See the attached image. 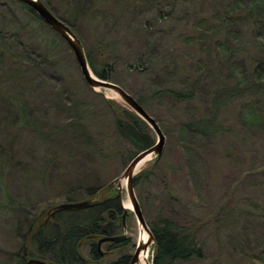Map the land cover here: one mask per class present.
Listing matches in <instances>:
<instances>
[{"label":"rangeland","instance_id":"rangeland-1","mask_svg":"<svg viewBox=\"0 0 264 264\" xmlns=\"http://www.w3.org/2000/svg\"><path fill=\"white\" fill-rule=\"evenodd\" d=\"M124 1L109 0L73 30L97 63L107 59L110 79L140 97L165 133L161 156L137 168L142 175L135 192L146 220L154 223L167 215L195 228L202 256L176 264H264V116L248 121L239 113L245 98L238 95L218 105L221 129L214 137L183 129L196 117L216 115L215 89L235 81L249 57L263 53L264 8L245 7L248 0H127L128 6ZM236 2L234 14L225 17L228 5ZM160 9L172 15L159 17ZM4 13L13 22L32 17L20 4L0 0V28ZM34 24L48 30L42 21L34 19ZM57 51L56 71L45 65L44 74L22 76L35 125L10 121L1 87L14 81L0 79V143L11 156H0V203L9 204L0 207V264L22 253L16 225L29 212L63 200L69 187L82 198L84 188L119 174L140 150L115 132L103 96L126 105L111 91L101 96L84 82L64 40L59 39ZM140 56L137 68L133 64ZM194 81L191 99L163 91L190 88ZM248 98L264 109V84ZM84 105L87 117L73 121ZM147 131L153 143L156 134ZM122 197L128 203L124 188ZM126 233L135 243L133 212ZM80 250L87 256V243ZM151 255L152 246L149 260ZM116 256L111 252L107 258Z\"/></svg>","mask_w":264,"mask_h":264},{"label":"trees","instance_id":"trees-1","mask_svg":"<svg viewBox=\"0 0 264 264\" xmlns=\"http://www.w3.org/2000/svg\"><path fill=\"white\" fill-rule=\"evenodd\" d=\"M8 1L20 4L33 18L30 17V19L21 23L18 21L13 22L12 17L7 14L8 12L2 15L0 28V68L3 76L0 79L6 80L8 76V78L12 77L11 79L14 81L12 85L5 89L1 87L3 92L2 99H5L3 106H5L10 121L13 124L35 125L32 111L26 101H24L22 84L24 79H22V76L27 73L33 75L44 74L46 70L45 65L48 66V69L56 71V64L58 63L57 45L59 39H63L48 25V30H44L34 24V19L39 22L42 20L26 4L15 0ZM44 3L46 4V2ZM47 3L51 5L48 6L46 4L53 13L69 24L72 29H76L80 21L87 19L89 16L91 17L96 9L104 5L106 6L109 0H47ZM115 4L121 5L122 2L116 1ZM123 4L128 6L129 2L125 0ZM237 4L239 2L228 5V10L224 13L225 17H230L234 14L231 12L234 10L233 6ZM249 4L253 8H264V0H248L245 7ZM158 14L159 17L165 18L171 16L172 11L160 9L158 10ZM85 51L89 65L97 75L108 79L113 77L112 68L107 67L109 65L107 59L102 58L97 63L93 59L91 51L86 48ZM142 56L138 57L137 62L133 64L137 68L140 65ZM131 64L129 66H132ZM248 64V67H245L241 71L242 74L235 81L228 83L229 85L227 86L215 89L213 102L215 104L216 115L208 118L196 117L185 122L183 129L189 130L195 136L205 135L214 137L221 129L220 123L217 120L219 113L218 105H226L232 97L238 95L245 98L242 101L243 104L239 109V113L244 112L247 120L252 123L261 120L264 116V109L258 103L256 105L248 97H252V92H255L257 87L264 84V51L262 54L250 56ZM250 76L253 80L249 78ZM194 88L195 81L190 88L169 86L165 87L163 91L177 97L179 100H185L193 98ZM95 92L103 96L101 93ZM103 98L111 109L114 130L119 136L127 139L139 149L152 144V138L147 131L150 127L135 112L124 105L118 104L113 99H107L104 96ZM135 98L145 108L142 99L140 97ZM72 106H77V104ZM85 109V105L81 106V110L79 108V111L76 109L78 113L73 121H83L82 119H85V116L87 117L88 115ZM138 122H142L147 130L141 128ZM135 152L130 156L132 157ZM5 154L6 148L0 143V156L3 158ZM6 155L11 157L9 154ZM141 175L140 171L135 174L134 187ZM110 179L103 183L98 182L88 185L84 188L86 194L82 198L94 194L97 189L105 185ZM63 200H76L72 188L69 187ZM50 203H47L43 208L34 213L29 212V216L27 214L18 222L16 234L22 242L20 247L22 248V253H13V256L5 264H11L12 258L15 259L13 264H27L26 257L42 258L51 264H128L129 249L134 245L129 236L124 240L116 242L109 241L108 247L111 250H118L120 254L118 253L114 259L106 263H101L102 255L99 253L100 249L97 244V239L100 236L113 235L121 230L120 214L122 210L115 187H107L103 199L98 203L82 208L55 209L46 217V207ZM8 205L0 203V207H7ZM19 210L24 209L20 207ZM148 224L156 241L153 246L152 264H176L179 261H188L202 256V245L196 238L195 228L184 225L167 215L158 217L154 223L148 222ZM84 243L88 245L87 256L80 250ZM24 246L26 256L23 254ZM118 247H120V251Z\"/></svg>","mask_w":264,"mask_h":264},{"label":"water","instance_id":"water-1","mask_svg":"<svg viewBox=\"0 0 264 264\" xmlns=\"http://www.w3.org/2000/svg\"><path fill=\"white\" fill-rule=\"evenodd\" d=\"M26 4L31 10H33L40 19L48 25L53 31L57 32L58 35L65 41L69 46L75 60L78 64L81 76L84 82L95 91L103 94V90H109L115 94L127 107H129L133 112H135L156 134V139L152 144L138 150L126 163L122 171L110 179L105 185L97 189V191L81 199L76 200H61L58 202H51L47 205L45 216L47 217L53 210L60 208H82L86 206L93 205L100 202L105 195V189L109 186H113L117 190V196L121 206V227L122 232L113 235H102L97 239V244L100 252L105 253L104 250L100 248L103 241L116 242L124 240L128 237L127 230V217L129 212H133L138 224V237L134 243V249L131 253L130 260L128 264H138L140 260V255L146 252L150 246L155 245L154 234L143 214L140 202L135 192L134 187V176L137 173V168L139 165L151 159H158L163 151L165 144V133L159 125L158 121L152 116L143 105L135 98L133 94L127 91L123 86L117 82L103 78L97 75L89 65L85 47L76 34V32L67 24L64 20L53 13L49 7L42 0H15ZM107 99H110L106 97ZM123 188L126 191L128 198V205L124 204L122 191ZM145 230L147 233V240L143 241L140 237L141 231ZM23 254L26 256L25 246L23 247ZM27 264H45L46 261L38 257H26ZM148 263L152 264V261L148 259Z\"/></svg>","mask_w":264,"mask_h":264},{"label":"flooded vegetation","instance_id":"flooded-vegetation-1","mask_svg":"<svg viewBox=\"0 0 264 264\" xmlns=\"http://www.w3.org/2000/svg\"><path fill=\"white\" fill-rule=\"evenodd\" d=\"M120 223H121V219H120ZM121 230H122V227H121ZM120 230V231H121ZM120 231H118V233L120 232ZM108 243H109V241H103L102 243H101V245H100V248L102 249V250H104L105 251V253H103V252H100L99 251V249H98V251H99V253L102 255V257H101V263H106V262H108L109 260H112V259H108L107 257L110 255V253L112 252V253H119L118 252V250H111V248L110 247H108ZM133 247H134V245H133ZM98 248V247H97ZM118 249H119V251H120V247H118ZM131 251H130V256H131ZM120 254V253H119ZM130 256H129V259H128V263H129V260H130ZM114 259V258H113ZM148 259H149V257H148ZM150 260H152V255H151V257H150ZM45 264H51V263H49V261L48 262H46Z\"/></svg>","mask_w":264,"mask_h":264},{"label":"bare ground","instance_id":"bare-ground-1","mask_svg":"<svg viewBox=\"0 0 264 264\" xmlns=\"http://www.w3.org/2000/svg\"><path fill=\"white\" fill-rule=\"evenodd\" d=\"M125 205H128V203H126ZM140 237L143 241L147 240V233L145 230L141 231ZM138 264H149L148 263V250L146 252L141 253Z\"/></svg>","mask_w":264,"mask_h":264}]
</instances>
